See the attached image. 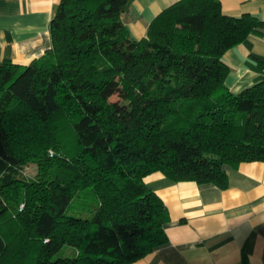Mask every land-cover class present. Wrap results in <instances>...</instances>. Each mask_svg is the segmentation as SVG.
Here are the masks:
<instances>
[{"label": "trees", "instance_id": "trees-1", "mask_svg": "<svg viewBox=\"0 0 264 264\" xmlns=\"http://www.w3.org/2000/svg\"><path fill=\"white\" fill-rule=\"evenodd\" d=\"M129 1L61 0L50 48L28 65L0 62V264L133 263L168 241L145 177L226 189L225 166L264 163V83L232 94L222 62L264 37V21L180 0L135 42L121 20ZM55 117L68 134L53 133ZM57 138L72 148L26 178L27 158H52ZM79 192L82 214H69ZM63 246L76 252L54 259Z\"/></svg>", "mask_w": 264, "mask_h": 264}, {"label": "crops", "instance_id": "crops-1", "mask_svg": "<svg viewBox=\"0 0 264 264\" xmlns=\"http://www.w3.org/2000/svg\"><path fill=\"white\" fill-rule=\"evenodd\" d=\"M61 0H0V62L28 65L51 46L49 23ZM180 0H130L121 20L138 42L162 11ZM228 17L264 21V0H219ZM264 37L250 35L227 50L225 86L237 94L264 83ZM228 187L172 183L159 172L144 178L164 203L167 243L130 264H264V163L225 166Z\"/></svg>", "mask_w": 264, "mask_h": 264}, {"label": "rangeland", "instance_id": "rangeland-1", "mask_svg": "<svg viewBox=\"0 0 264 264\" xmlns=\"http://www.w3.org/2000/svg\"><path fill=\"white\" fill-rule=\"evenodd\" d=\"M115 99L116 98L114 97L112 100ZM51 126H52L51 130L53 131V133L57 130V127H59V130H61V133L57 136H61L69 133L68 128L65 125V122L61 120V118L55 117L52 120ZM63 138H57V140L55 141V145L57 146L56 149L49 151L50 155L53 154L52 158H47V160H43L42 158L39 159L31 158V157L27 158L23 170L24 176L26 178L37 181L39 177L43 175L46 176L47 174L51 173L54 168H56L59 162V158L62 157L61 152L67 154L66 150L68 148H72L71 140L68 142V138H66V140ZM80 196H83V192H79L73 195L72 202L69 207V214H73V215L82 214L80 207L81 204L83 205L84 203L81 202ZM23 206L24 204H21L20 208L22 209ZM75 252L76 250L74 248L63 246L60 249V251L55 254L54 259L61 257H69L72 256Z\"/></svg>", "mask_w": 264, "mask_h": 264}]
</instances>
